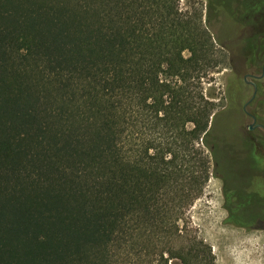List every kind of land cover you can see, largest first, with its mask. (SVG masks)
<instances>
[{
    "label": "trees",
    "instance_id": "1",
    "mask_svg": "<svg viewBox=\"0 0 264 264\" xmlns=\"http://www.w3.org/2000/svg\"><path fill=\"white\" fill-rule=\"evenodd\" d=\"M180 2L0 0V264H216L188 210L221 42ZM223 13L253 27L264 0Z\"/></svg>",
    "mask_w": 264,
    "mask_h": 264
},
{
    "label": "rangeland",
    "instance_id": "2",
    "mask_svg": "<svg viewBox=\"0 0 264 264\" xmlns=\"http://www.w3.org/2000/svg\"><path fill=\"white\" fill-rule=\"evenodd\" d=\"M217 2V0L180 2V8L188 10L191 14L196 10L203 11V19L210 13L209 17L215 25V36L221 42V45L215 44L214 57L218 62L217 66L210 68L202 80L206 98L216 105V112L221 115L217 120V128L215 127L217 118L215 119L212 128L214 132L210 136L211 144L218 140V145H212V148L220 155L212 160V169L215 173L211 176L203 195L189 208L188 218L196 234L211 245L216 264H264V209H260L254 216L257 220L254 228H241L237 225L240 216L236 214L238 211L236 200L232 197L227 203L225 194L227 182L224 183L221 177L228 176L233 187L240 192L243 190L245 180L255 174L247 166L248 155L238 127L240 118L225 112L233 109L232 104L237 103L233 94L237 68L244 61L245 40L253 35L258 36L260 51L264 54V23L260 22L253 27H241L238 18L221 12L228 6H234L240 12L243 0H224L220 5H216ZM184 55L188 58L190 53L185 52ZM221 158L224 159L222 162L225 169L220 163Z\"/></svg>",
    "mask_w": 264,
    "mask_h": 264
},
{
    "label": "flooded vegetation",
    "instance_id": "3",
    "mask_svg": "<svg viewBox=\"0 0 264 264\" xmlns=\"http://www.w3.org/2000/svg\"><path fill=\"white\" fill-rule=\"evenodd\" d=\"M257 54L245 51L244 61L237 68L235 79L233 96L236 97L237 103L232 104L233 109L225 112L240 118L238 127L248 155L247 166L249 170L255 172L253 177L245 180L243 190L240 192L233 187L228 176L227 178L221 176L224 183L227 182L228 188L225 193L227 203L232 197L235 198L238 209L236 214L240 216L237 225L244 229L254 228L257 223L254 216L260 212V209H264V55L263 60H258ZM249 64L251 66H248ZM220 116L218 112H215L211 120V128L216 118L215 127L217 128V120ZM213 132L214 130H210L207 142L209 145H218V140L215 144L210 143ZM223 160L222 158L220 160L222 168H224Z\"/></svg>",
    "mask_w": 264,
    "mask_h": 264
}]
</instances>
